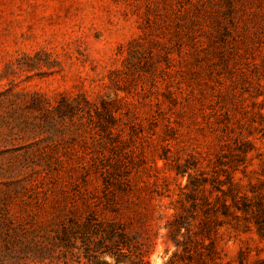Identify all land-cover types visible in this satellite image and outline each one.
Returning a JSON list of instances; mask_svg holds the SVG:
<instances>
[{
    "label": "rangeland",
    "instance_id": "374dc122",
    "mask_svg": "<svg viewBox=\"0 0 264 264\" xmlns=\"http://www.w3.org/2000/svg\"><path fill=\"white\" fill-rule=\"evenodd\" d=\"M228 180L253 209L213 225V264H254L264 0H0V196L22 191L6 203L0 264H86L96 244L80 235L72 253L60 238L87 217L150 264H193L186 234Z\"/></svg>",
    "mask_w": 264,
    "mask_h": 264
},
{
    "label": "trees",
    "instance_id": "16d2710c",
    "mask_svg": "<svg viewBox=\"0 0 264 264\" xmlns=\"http://www.w3.org/2000/svg\"><path fill=\"white\" fill-rule=\"evenodd\" d=\"M37 104L33 107L35 108ZM228 187L222 191V197H219V203H213L210 199H207L201 207V218L199 221L198 231L189 232L190 235L186 234L187 239L193 240L189 241L188 244L184 246L187 250L196 249L197 255H192L189 258L190 263L193 264H213L216 262L218 255L217 245L215 244V239L212 237L213 225H231L234 226L235 223L231 219H238L239 215L237 214V209L242 211L244 214L250 212L252 208V203L248 200H244L238 196L241 192L240 182H234V180H228ZM7 191L5 194L2 193L0 196V231L2 229H7L11 225H15L13 222V213H11V206H8L6 203H9L8 199H13L21 195L22 191L19 188L20 184H7ZM15 187V188H13ZM221 198V199H220ZM218 201V198L216 199ZM241 203V206L239 205ZM256 212H254L253 222H255L257 230L260 234H264V209L262 208V202L260 198H257L255 201ZM194 209L198 207L197 203L191 204ZM200 215V214H199ZM195 218V216H194ZM15 220V219H14ZM180 219H174L170 222L173 223L174 231L172 234L180 233L181 231V222ZM251 222V220H250ZM66 231L62 232L61 240L62 241H74L80 235L86 237L85 244L91 245V243L96 244V250L92 253H85L86 264H112L105 259H100L101 254H109L114 256L115 262L113 264H150L146 255L139 251L136 244L131 238H128L124 234H120L118 231V226L114 223H107L105 221L97 220L94 217H87L85 220H73L72 224H69L66 227ZM93 234H98L99 239L96 241L93 239ZM63 235V236H62ZM199 235V237H198ZM198 237V238H197ZM205 239H208L209 242L205 243ZM87 244V245H88ZM108 247L103 249V247ZM75 246L72 242L70 245H67L66 250L70 252H78L71 250ZM200 248H203L200 250ZM99 251V252H98ZM81 253V251L79 252ZM99 253V254H98ZM254 264H264V259H258Z\"/></svg>",
    "mask_w": 264,
    "mask_h": 264
}]
</instances>
